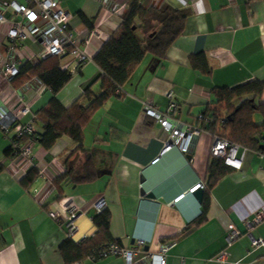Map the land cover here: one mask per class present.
<instances>
[{"label":"crops","instance_id":"1","mask_svg":"<svg viewBox=\"0 0 264 264\" xmlns=\"http://www.w3.org/2000/svg\"><path fill=\"white\" fill-rule=\"evenodd\" d=\"M147 1L158 7L170 3L191 12L166 56L158 59L147 54L122 87V95L112 96L94 112L85 128L84 144L94 153L99 170L96 180L67 185L57 199L53 180L65 170L60 157L75 147L72 138L63 136L49 149L36 141L33 162H14L5 152L11 145V133L0 129V162L4 165L0 171V264H126L122 256L73 260L70 254L67 262L60 251L68 238V208H78V231L73 236L77 242L97 231L95 203L102 197L111 213L112 239L138 250L133 264H157L158 256L151 259L148 255L157 254L164 241H174L166 264H223L216 258L222 250L227 264H264V247H252V237H264V217L253 226L247 222L258 211L264 216V152L239 145V155L244 154L240 169L234 168L209 190L197 188L203 191L201 200L190 192L201 180L207 185L208 165L214 158L210 148L215 133L201 128L199 122L207 105L217 101L213 89L264 80V0ZM3 3L0 0V6ZM60 3L70 12L69 26L80 47L93 58L117 28L128 0H112L105 6L100 0ZM8 27V22L0 25V62L10 43ZM91 32L85 46L83 40ZM40 50L38 39L22 41L23 64L37 63ZM200 53L208 59L210 74L194 68L190 61ZM59 58L60 66L73 75L58 92L32 80L21 99L16 87L0 73V104L8 102L12 109L27 104L31 111L21 118L27 123L53 97L69 106L87 87L96 94L102 91L101 70L93 60L77 66L74 55ZM170 90L179 104L174 118L200 128L190 154L176 145L164 150L167 131L145 113L146 107L165 112ZM34 125L42 129L40 123ZM112 128L117 131L111 137ZM34 165L39 175L26 189L20 179ZM143 189L154 196L144 195ZM182 193L184 197L175 202ZM206 198V219L191 224L202 213ZM50 212H57L58 218ZM231 223L242 234L226 244Z\"/></svg>","mask_w":264,"mask_h":264},{"label":"trees","instance_id":"2","mask_svg":"<svg viewBox=\"0 0 264 264\" xmlns=\"http://www.w3.org/2000/svg\"><path fill=\"white\" fill-rule=\"evenodd\" d=\"M190 12L187 8L175 7L170 3L158 7L149 4L147 0H128L117 28L92 58L101 70L98 78L101 79L102 91L96 94L87 87L69 106H64L53 97L34 114L42 129H36L32 136L45 148H51L63 136L71 137L75 144L72 150L60 157L65 170L53 180L58 191L57 199L64 195L65 186L91 182L98 178L99 170L94 153L84 144L85 128L96 110L104 106L112 96L122 95V87L147 54L158 59L166 56L170 46L183 33ZM190 61L202 73H211L204 53L192 55ZM72 75V71L60 66L58 56H49L37 63L23 64L11 83L19 87L26 80L35 77L58 92ZM213 93L217 101L204 109L199 119L200 127L246 148L264 152V101H260L264 93V80H253L234 87H215ZM256 114L260 115V122L256 121ZM115 131L117 129L112 128L111 137L115 135ZM5 152L9 157H14L12 145ZM3 169L4 165L0 162V171ZM233 169L221 158L214 157L208 165L209 180L204 189L209 190ZM38 175L39 168L32 166L20 179L21 185L29 189ZM207 201V198L204 199L202 213L191 224L204 222ZM93 220L97 226L93 235L80 242L68 237L61 243L60 251L67 262L69 254L71 259L81 260L88 257L93 249L99 250L115 241L110 233L111 213L107 207L98 212Z\"/></svg>","mask_w":264,"mask_h":264},{"label":"built area","instance_id":"3","mask_svg":"<svg viewBox=\"0 0 264 264\" xmlns=\"http://www.w3.org/2000/svg\"><path fill=\"white\" fill-rule=\"evenodd\" d=\"M102 5H108L112 0H100ZM185 3V0H180ZM70 12L61 6L60 0H5L3 6H0V25L8 22L7 37L9 38V47L6 55L0 62V73L11 81L19 72L23 65L24 58L19 54V48L22 41L28 37L36 38L40 41L41 50L38 54V59H45L49 56L63 57L66 54L76 56V65L91 61L86 48H81L79 41L75 38L69 26ZM96 30L93 31V33ZM92 32L83 40L86 46ZM32 80L38 81L35 77L26 80L21 86L16 87L17 94L21 99L24 97L25 87L31 84ZM39 82V81H38ZM170 103L165 112H160L153 107H146L145 113L154 117L160 125L167 131L168 136L165 139L164 150H167L173 145H176L184 154H190L194 139L200 133V128L191 124L182 123L176 120L174 116L179 111V104L174 98L173 90L168 93ZM30 107L22 103L19 107L12 109L9 103L0 104V129L5 133H11L10 142L14 149V157L12 160H27L34 161L33 146L36 140L33 138L35 133V115L27 123H22L21 118L30 113ZM202 115L200 116V118ZM239 144L232 142L230 139L220 136L218 133L213 136L210 153L214 157L221 158L225 164L235 169H240L243 162L244 154L239 155ZM154 161H157L154 160ZM204 189L206 183L198 182L190 188V192H194L197 188ZM185 193L177 196L174 201L178 202L184 197ZM107 207L104 197L100 198L95 203L97 212L103 211ZM51 216L58 218L57 212H50ZM78 208L71 205L68 208L67 228L68 237H72L78 231L76 218ZM262 211H258L254 217L248 220V225L253 226L263 219ZM242 232L240 229L231 223L226 231V244H231L240 237ZM87 236H82L81 240ZM80 240V241H81ZM77 241V242H80ZM174 241H164L160 244L157 254H149L152 259L158 256L157 264H166V256L169 249L173 246ZM264 247V237H252V247ZM138 253L137 248L123 247L116 241L100 247L99 250H92L88 256L91 259H99L109 256H122L126 264H133ZM217 260L223 264H227L226 252L222 250L217 255ZM237 264H241L239 261ZM79 264V263H73Z\"/></svg>","mask_w":264,"mask_h":264},{"label":"water","instance_id":"4","mask_svg":"<svg viewBox=\"0 0 264 264\" xmlns=\"http://www.w3.org/2000/svg\"><path fill=\"white\" fill-rule=\"evenodd\" d=\"M199 200L202 199V195H203V191L202 190H197L195 192H192ZM143 194L146 195V196H149V197H153L154 196V193L151 192H147L145 189H143Z\"/></svg>","mask_w":264,"mask_h":264},{"label":"rangeland","instance_id":"5","mask_svg":"<svg viewBox=\"0 0 264 264\" xmlns=\"http://www.w3.org/2000/svg\"><path fill=\"white\" fill-rule=\"evenodd\" d=\"M261 119H260V116L257 114L256 115V121L259 122Z\"/></svg>","mask_w":264,"mask_h":264}]
</instances>
